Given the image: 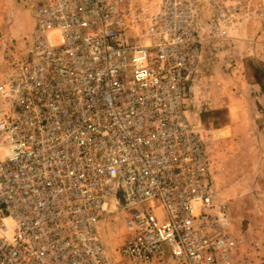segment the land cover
<instances>
[{
    "label": "built area",
    "instance_id": "obj_1",
    "mask_svg": "<svg viewBox=\"0 0 264 264\" xmlns=\"http://www.w3.org/2000/svg\"><path fill=\"white\" fill-rule=\"evenodd\" d=\"M25 1L0 81V264H113L112 213L123 264H241L186 102L251 0Z\"/></svg>",
    "mask_w": 264,
    "mask_h": 264
},
{
    "label": "rangeland",
    "instance_id": "obj_2",
    "mask_svg": "<svg viewBox=\"0 0 264 264\" xmlns=\"http://www.w3.org/2000/svg\"><path fill=\"white\" fill-rule=\"evenodd\" d=\"M12 4L0 1V33L8 44L0 46V81L7 60L26 50L34 26L26 1ZM249 4L253 15L232 29L235 42L206 46L186 112L206 143L215 198L228 209L238 238V261L264 264V0ZM123 231L120 213L98 225L113 264H123L117 254Z\"/></svg>",
    "mask_w": 264,
    "mask_h": 264
},
{
    "label": "crops",
    "instance_id": "obj_3",
    "mask_svg": "<svg viewBox=\"0 0 264 264\" xmlns=\"http://www.w3.org/2000/svg\"><path fill=\"white\" fill-rule=\"evenodd\" d=\"M0 1H4V0H0ZM8 1H12V3L14 4V2L16 1V0H8ZM13 4H12V7H13ZM8 14V13H7ZM9 14H13L12 12H9ZM2 15V13L0 12V16ZM230 41H232V42H235L236 41V39H235V37L233 36L231 39H230ZM252 46H254V44L252 43ZM258 55V53H255L254 54V56H257ZM191 88H194L193 86H191ZM190 88V89H191ZM191 91H192V89H191ZM262 92H263V94H262V96L264 97V91L262 90Z\"/></svg>",
    "mask_w": 264,
    "mask_h": 264
}]
</instances>
